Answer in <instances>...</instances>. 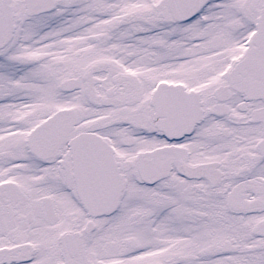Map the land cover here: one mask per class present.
I'll return each instance as SVG.
<instances>
[{"label": "snow or ice", "instance_id": "1", "mask_svg": "<svg viewBox=\"0 0 264 264\" xmlns=\"http://www.w3.org/2000/svg\"><path fill=\"white\" fill-rule=\"evenodd\" d=\"M0 264H264V0H0Z\"/></svg>", "mask_w": 264, "mask_h": 264}]
</instances>
